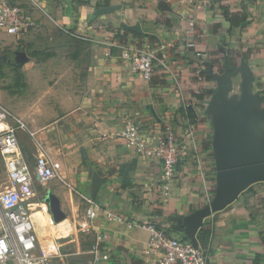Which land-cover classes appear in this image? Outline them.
<instances>
[{
  "label": "crops",
  "instance_id": "crops-1",
  "mask_svg": "<svg viewBox=\"0 0 264 264\" xmlns=\"http://www.w3.org/2000/svg\"><path fill=\"white\" fill-rule=\"evenodd\" d=\"M107 1L109 5L106 0H22L21 8L35 24L19 37L31 47L22 75L31 74L40 90L44 84L55 91L60 84L77 82L78 93H67L71 87L66 84L62 87L65 98L52 103L50 111L41 104L20 106L0 98L8 110L29 120L32 125L24 119L39 132L48 151L44 131L71 138L64 143L56 137L61 152L52 156L61 164L64 180L52 192L65 214L62 222L67 224L50 226L47 235H68L60 242L46 238L39 248L50 264H157L159 255L149 251L148 232L140 224L151 222L170 230L177 217L212 200L213 131L210 118L203 113L208 99L199 101L197 95L213 89L214 83L195 78L196 53L208 62L221 47L234 52L237 63L246 55L252 78L264 90V0ZM108 6L120 7L92 18L95 9ZM225 10L229 15L244 14L245 27L235 22L230 30ZM123 24H139L143 34ZM70 38L89 43L88 66L81 61L82 53L64 49L68 46L60 41ZM189 43L194 47L187 48ZM135 51L155 54L153 75L147 82L132 73L126 59V54ZM50 121L57 126L45 125ZM130 123L139 125L152 144L161 138L165 125L178 135L182 156L168 194L163 192L161 162L136 153L118 137ZM186 130L191 137L183 136ZM24 141L32 151L27 135L20 133V149ZM94 175L101 180L94 199L101 213L93 229L79 232L77 224L86 208L80 194L91 198ZM129 224L133 226L128 228ZM202 228L209 232L205 248L211 264H252L255 254L263 250L259 233L264 231V183L255 184L251 192L206 218ZM170 235L184 236L173 231ZM100 236H106L108 260L93 263L89 251Z\"/></svg>",
  "mask_w": 264,
  "mask_h": 264
},
{
  "label": "built area",
  "instance_id": "built-area-1",
  "mask_svg": "<svg viewBox=\"0 0 264 264\" xmlns=\"http://www.w3.org/2000/svg\"><path fill=\"white\" fill-rule=\"evenodd\" d=\"M175 3L178 0H173ZM196 4L200 0H186ZM33 20L24 9L8 5L0 1V32L21 37L34 28ZM189 43L187 48H193ZM132 73L142 81H149L154 70L155 54L151 51H135L125 55ZM199 63L194 76L203 80L208 58L196 53ZM26 134L32 146V163L28 164L20 149L19 134ZM191 137L190 130L183 134ZM118 137L126 147L145 156H154L162 165L161 182L163 192L168 194L169 186L174 180L177 167L182 156L178 135L172 126L165 125L161 138L152 144L142 133L139 125L127 124ZM59 180L64 183L61 175V164L53 159L44 145L39 132L30 128L29 124L8 110L0 102V264H50L47 256L39 251L38 237L34 224L27 210V203L34 197V184L46 185ZM69 189L73 190L71 186ZM85 204L84 218L77 224L79 232L90 231L101 213L100 208L89 196L80 194ZM112 216L108 215V219ZM133 225H128L131 228ZM139 226V225H136ZM148 232L147 247L150 252L158 254L157 264H211L208 248H193L185 236L170 235L165 228L148 222L140 224ZM106 236L95 238L89 254L93 263L108 260L104 252Z\"/></svg>",
  "mask_w": 264,
  "mask_h": 264
},
{
  "label": "water",
  "instance_id": "water-1",
  "mask_svg": "<svg viewBox=\"0 0 264 264\" xmlns=\"http://www.w3.org/2000/svg\"><path fill=\"white\" fill-rule=\"evenodd\" d=\"M120 6L95 9L92 18L111 13ZM131 32L143 34L139 24H123ZM17 61L26 63L24 54H16ZM206 73L214 83L213 93L204 105V115L212 126V152L215 167V190L212 200L204 207L187 216L177 217L170 230L183 234L193 248L198 249V231L204 220L234 203L249 187L264 183V107L260 95L253 93V78L246 62L228 68L227 74H219L206 62ZM226 68V65L224 66ZM239 74L241 78L240 96H229L232 90L231 78ZM101 183L98 176L91 180V198L95 199ZM47 203L54 224L65 219L59 199L50 191Z\"/></svg>",
  "mask_w": 264,
  "mask_h": 264
},
{
  "label": "rangeland",
  "instance_id": "rangeland-1",
  "mask_svg": "<svg viewBox=\"0 0 264 264\" xmlns=\"http://www.w3.org/2000/svg\"><path fill=\"white\" fill-rule=\"evenodd\" d=\"M5 2L8 5L18 6V7H21V4H22L21 3L22 0H5ZM60 42L68 46V48H64L65 50H72L74 52L82 53L83 54L82 56L84 57H82L81 61L83 62L84 65L85 63H86V66L89 65V59H88L89 55L88 54L90 52V45L87 41L70 38V39H62ZM40 46H44V45L41 44ZM51 49H54V48H51ZM16 53L24 54L26 58V63H27L29 62V58L31 57V47H29L28 45L25 46L23 44V41H21L19 37L6 35L0 32V98L2 100L3 99L5 101L12 100L13 102L17 101L18 104H23L20 106H24V105L27 106V104L28 105L29 104L30 105L41 104L44 107L49 109V106L52 103H58L59 100L65 98V93L62 87L63 86L66 87L67 83L60 84L59 86L60 89L55 90V91L48 90L46 88V84H44V88L40 90L39 85L37 84V81L35 79H32L31 74H28L27 78L24 75H22L21 68L23 64L17 61L18 57H16ZM231 54L233 57L235 56L234 52H232ZM217 59H220V57H219V54L215 53V58L213 60H217ZM240 64L241 63L236 62V66H239ZM58 77L64 83L62 75ZM240 83H241V78L239 74H236L231 78L232 90L229 96H236V97L240 96L241 94ZM68 85L71 87V90L69 91L67 90L66 91L67 93H78L77 82L74 84L69 82L67 86ZM253 93L256 95H260V97H264V90L261 89V84L257 82L255 78H253ZM0 102L2 101L0 100ZM260 107H264V104H262V102H261ZM25 120L29 124H31L29 120L27 119ZM208 120L210 121V119ZM52 123L54 122L50 121L46 123L45 125H52L54 127L57 126V124H52ZM71 125H74V124H71ZM44 133H45L47 140L49 141L48 148L50 151L49 153L52 154L51 156L56 157L59 154V152H61V149H60L61 145L58 139H60L61 142H64V139H66L67 142L71 141L69 134H60L59 132H56L57 134H53V133L47 134L46 131H44ZM21 151L23 153V157L25 161L28 164L32 163L31 148H30V145L27 143V141H24L23 144L21 145ZM68 165H72V164H68ZM58 181L59 180H54L46 185L35 184L34 185V190H35L34 197L31 200H29V202L27 203V210L34 224V230L38 237V243H39L40 249L44 245V241L46 238H50L51 240H53V242L54 241L60 242L63 240L62 236L68 235V232L67 233L65 232L62 235L61 234L47 235L49 231L48 229L50 228V226H55V224L52 221L49 207L47 203L44 202V198L48 191L52 192L55 189L54 188L55 184H61V182H58ZM66 224L67 223L62 222L59 225V227L62 228ZM90 244H92V242H90Z\"/></svg>",
  "mask_w": 264,
  "mask_h": 264
},
{
  "label": "trees",
  "instance_id": "trees-1",
  "mask_svg": "<svg viewBox=\"0 0 264 264\" xmlns=\"http://www.w3.org/2000/svg\"><path fill=\"white\" fill-rule=\"evenodd\" d=\"M105 5H109V2L107 0L105 2ZM224 18L226 21H228L230 23V26H231L230 30H232L233 27H235L234 26L235 22H237V26H240L241 28L245 27L246 16L244 14L240 13V14L229 15L228 12L225 10L224 11ZM125 32H126V34L128 33L126 30H125ZM123 39L124 38L122 37L121 40H123ZM218 54H220V59L210 60L209 63L213 67L216 68V70L219 74L225 73V67H224L225 65L228 67H232V68L236 66L235 58L232 56V54L227 49H225L224 47H221ZM246 61H247V56L243 55L242 56V62H246ZM202 76H203V79L205 81L211 82L207 76L206 70H204L202 72ZM212 93H213V89L205 90L202 94L197 95V99L199 101H205L206 99H208L212 95ZM261 102H262V104H264V97H261ZM253 187H254V185L249 187L243 193H241V195L251 192L253 190ZM166 231L168 234H170L172 232L169 229ZM208 238H209V232L204 230L203 228H201L200 232L197 234V240H198V243L203 248H205V246H207ZM259 238H260V241L262 243V249L263 250H261L260 253L255 254L253 261H252V264H261L264 261V231L259 233ZM185 239H187V237H185Z\"/></svg>",
  "mask_w": 264,
  "mask_h": 264
},
{
  "label": "flooded vegetation",
  "instance_id": "flooded-vegetation-1",
  "mask_svg": "<svg viewBox=\"0 0 264 264\" xmlns=\"http://www.w3.org/2000/svg\"><path fill=\"white\" fill-rule=\"evenodd\" d=\"M16 54H18V53H16ZM228 68H232V67H228V66H226V68H225V73H224V74H227L226 71H227Z\"/></svg>",
  "mask_w": 264,
  "mask_h": 264
}]
</instances>
